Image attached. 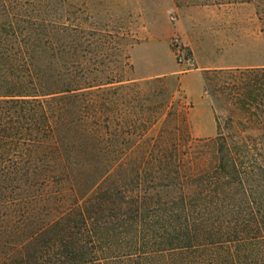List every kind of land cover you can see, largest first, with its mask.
I'll list each match as a JSON object with an SVG mask.
<instances>
[{"label": "trees", "instance_id": "1", "mask_svg": "<svg viewBox=\"0 0 264 264\" xmlns=\"http://www.w3.org/2000/svg\"><path fill=\"white\" fill-rule=\"evenodd\" d=\"M63 1L0 0V264H264V64L207 70L228 116L193 137Z\"/></svg>", "mask_w": 264, "mask_h": 264}, {"label": "rangeland", "instance_id": "2", "mask_svg": "<svg viewBox=\"0 0 264 264\" xmlns=\"http://www.w3.org/2000/svg\"><path fill=\"white\" fill-rule=\"evenodd\" d=\"M260 7V0H64L62 19L69 27L71 45L75 28L82 31L81 52L87 60L92 57V43L97 42L95 59L103 73L138 81L159 77L174 123L184 122L190 135L206 138L217 135L216 115L224 121L228 110L218 107L216 113L205 91V98H200L207 70L192 71L183 80L182 75L195 67L264 64ZM176 43L187 53L185 63L177 57ZM126 55L131 68L124 66Z\"/></svg>", "mask_w": 264, "mask_h": 264}, {"label": "crops", "instance_id": "3", "mask_svg": "<svg viewBox=\"0 0 264 264\" xmlns=\"http://www.w3.org/2000/svg\"><path fill=\"white\" fill-rule=\"evenodd\" d=\"M193 61L195 62L196 61V57L194 55V59ZM239 65H236V64H219V65H215V66H207V67H195V68H192L190 70H188L186 73H184V75H182V80L184 79L185 76H187L188 74H190L192 71H195V70H200L201 73H203L205 70H209V69H214V68H232V67H237ZM200 98H205V95H204V90L202 91L201 95H200ZM212 111H211V115H212ZM213 116V115H212Z\"/></svg>", "mask_w": 264, "mask_h": 264}, {"label": "built area", "instance_id": "4", "mask_svg": "<svg viewBox=\"0 0 264 264\" xmlns=\"http://www.w3.org/2000/svg\"><path fill=\"white\" fill-rule=\"evenodd\" d=\"M176 54L180 62L185 63L189 60L187 53L181 44L176 43Z\"/></svg>", "mask_w": 264, "mask_h": 264}]
</instances>
